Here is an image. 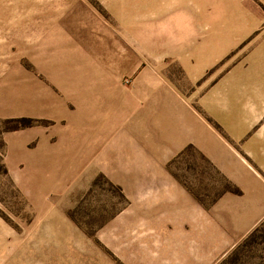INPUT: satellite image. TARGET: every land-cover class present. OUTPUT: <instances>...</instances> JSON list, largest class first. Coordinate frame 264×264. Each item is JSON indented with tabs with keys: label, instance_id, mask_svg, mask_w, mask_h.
Returning <instances> with one entry per match:
<instances>
[{
	"label": "rangeland",
	"instance_id": "rangeland-1",
	"mask_svg": "<svg viewBox=\"0 0 264 264\" xmlns=\"http://www.w3.org/2000/svg\"><path fill=\"white\" fill-rule=\"evenodd\" d=\"M138 5L0 0V264H264V0Z\"/></svg>",
	"mask_w": 264,
	"mask_h": 264
},
{
	"label": "crops",
	"instance_id": "crops-1",
	"mask_svg": "<svg viewBox=\"0 0 264 264\" xmlns=\"http://www.w3.org/2000/svg\"><path fill=\"white\" fill-rule=\"evenodd\" d=\"M131 4H133L134 10L136 7H139L138 4H144L145 8L158 5H164L168 3V0H128ZM138 3V4H137ZM256 80L259 78L257 75L254 76ZM262 82L254 83V86H249L245 92L242 93L237 92L235 88H231L229 94L231 96L232 102H223L222 106H218V114L219 117L222 118L225 125L237 133V135H241L245 133L249 128H251L255 122L262 119L264 116V71L261 73ZM251 87V88H250ZM251 89V91H249ZM227 91V89H226ZM235 100V101H234ZM264 137V136H263ZM204 147L208 148L204 143H202ZM264 154V147L258 151H254V153ZM210 153V152H209ZM261 159V158H260ZM264 162V157H263ZM263 167H264V163Z\"/></svg>",
	"mask_w": 264,
	"mask_h": 264
}]
</instances>
